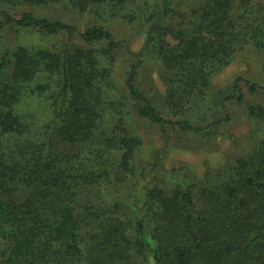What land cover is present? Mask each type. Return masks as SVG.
<instances>
[{
  "label": "trees",
  "instance_id": "16d2710c",
  "mask_svg": "<svg viewBox=\"0 0 264 264\" xmlns=\"http://www.w3.org/2000/svg\"><path fill=\"white\" fill-rule=\"evenodd\" d=\"M67 1L0 0V264H149L151 259L154 264H264V145L255 157L184 186H154L143 200L112 195L132 173L142 144L123 128L124 119L95 143L104 112L113 105L102 84L111 69L99 66H112L111 56L121 45L105 24L78 32L75 25L35 13ZM118 1L69 0L83 14ZM180 1L191 9L182 14L179 28L166 22L175 11L173 0H160L137 19L165 37L159 50L165 65L193 76L200 93L229 65L241 41L264 51V4L256 13L252 0ZM187 18L193 20L192 36L184 26ZM33 32L66 41L20 42ZM196 32H205L213 45L200 46ZM168 37L177 43H168ZM128 78L133 104L127 102L138 116L181 134L198 131L190 116L164 117L166 109L177 110L184 102L173 98L169 106L158 105V98L138 85V67ZM239 83L218 102L220 108L226 101L245 102ZM262 88L249 85L252 95ZM36 100L52 110L50 123L33 110ZM250 111L264 117V106ZM56 137L67 150L56 153ZM111 151L120 153L118 162L107 158Z\"/></svg>",
  "mask_w": 264,
  "mask_h": 264
},
{
  "label": "rangeland",
  "instance_id": "374dc122",
  "mask_svg": "<svg viewBox=\"0 0 264 264\" xmlns=\"http://www.w3.org/2000/svg\"><path fill=\"white\" fill-rule=\"evenodd\" d=\"M159 2L160 0H120L115 4L95 6L97 7L95 9L89 7L83 14L68 0L69 4L41 7L35 12L39 16L63 20L75 25L78 32H84L93 25L105 24L121 45L114 51L115 56H111L114 57L112 66L104 63L99 66L100 70L106 67L111 69V76L102 84L105 97L113 105L111 110L104 112V120L96 132L95 140V143L103 141L102 135L105 129L110 131L117 128L120 119H124L123 128L132 137L141 139L142 144L135 152L132 173L126 182L121 183L120 188L118 186V189L112 190V195L116 194L119 198L134 195L143 200L152 187L164 185L165 182L171 187L184 186L189 179L202 178L208 171L218 170L242 158L255 157L264 145V117H260V112L258 117L252 115L250 111L251 106L259 111L264 106V51L241 41L229 65L215 73L210 80L211 87L200 93L198 89L193 88L191 82L194 81L193 76L190 78L185 72L175 71L172 66L169 68L165 65L159 52L165 37L150 32L151 28L140 26L143 25V18L137 19V17H143L146 11L158 6ZM252 4L257 13L264 0H252ZM172 9L175 11L166 22L168 25L173 24L178 27V24L184 20L182 14L189 13L191 6L189 3L181 4L180 0H173ZM192 22L191 18H187L184 22L191 36ZM196 33L200 46L205 45V48H210L213 45L211 43L213 39L205 32ZM44 40L46 39L40 34L33 32L24 34L20 42L31 46L66 41L63 37L46 42ZM167 40L171 44L177 43L171 37ZM95 49L100 53V47L96 46ZM98 57H101V54H98ZM133 67H138L140 71L138 85L143 91L153 93L158 98V105L161 103L163 107L169 106V101L173 98L184 102L177 110L166 109L165 118L178 120L190 116L191 124L198 131L181 134L171 126L163 128L138 116L129 106V103L133 104V102L132 98L128 97L126 88V81ZM186 72L188 73L189 70ZM237 80L240 81L245 102L237 104L235 101H226L220 108L218 102L231 93L232 85ZM96 81L105 80L97 77ZM251 84L263 88L258 94L252 95L249 91ZM102 97L105 98L103 95ZM34 103L33 110L39 114L44 113L45 119L50 123L53 119L52 110L43 107L46 103L42 104L39 100ZM65 145L56 137L54 150L56 153L61 152L66 149ZM107 154L111 162H118L120 153L111 151ZM149 164L151 166L142 176L141 173ZM102 191L107 192L104 187ZM149 264H154L152 259Z\"/></svg>",
  "mask_w": 264,
  "mask_h": 264
}]
</instances>
